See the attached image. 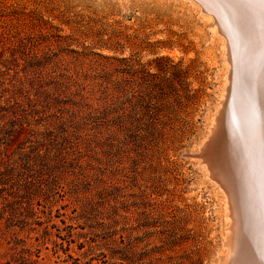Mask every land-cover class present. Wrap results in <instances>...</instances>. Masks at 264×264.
<instances>
[{"label": "rangeland", "instance_id": "rangeland-1", "mask_svg": "<svg viewBox=\"0 0 264 264\" xmlns=\"http://www.w3.org/2000/svg\"><path fill=\"white\" fill-rule=\"evenodd\" d=\"M226 68L190 0H0V264L217 262Z\"/></svg>", "mask_w": 264, "mask_h": 264}, {"label": "bare ground", "instance_id": "bare-ground-1", "mask_svg": "<svg viewBox=\"0 0 264 264\" xmlns=\"http://www.w3.org/2000/svg\"><path fill=\"white\" fill-rule=\"evenodd\" d=\"M190 1L223 36L227 63L209 133L192 153L226 199L224 249L214 264H264V0Z\"/></svg>", "mask_w": 264, "mask_h": 264}]
</instances>
